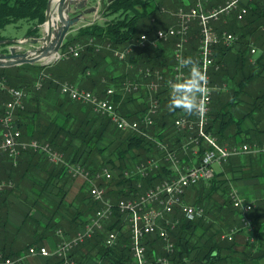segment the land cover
Wrapping results in <instances>:
<instances>
[{"label": "trees", "instance_id": "trees-1", "mask_svg": "<svg viewBox=\"0 0 264 264\" xmlns=\"http://www.w3.org/2000/svg\"><path fill=\"white\" fill-rule=\"evenodd\" d=\"M151 1L153 2V0H109L105 10L108 14H115L113 17L102 23L94 22L79 27L77 34L63 44V48L66 49L70 43L75 41L87 43L91 38L94 43L104 45L99 50L95 49L94 44H86L78 56L58 60L52 65L23 63L0 67V77L8 84L28 90L24 108L18 111L16 120L22 133L26 134L28 139L48 141L64 154L68 162L79 163L90 171L109 166L112 171L111 178H104L98 182L105 187L106 195L114 202L122 197L135 196L141 189L174 176L168 162L163 158L164 152L157 147L156 141L176 151L186 165L200 161L204 151L211 146L202 140L197 153L193 154L189 151L186 153L182 145L189 133L174 126V119L177 116L193 117V115H188L181 109L170 111L169 90H160L158 95L161 108L154 118V124L147 129L151 135L149 138L137 132L117 129L107 116L95 113L90 105L74 101L66 95L61 94L52 100H46L45 95L34 88V82L42 73H47L49 77L44 79L41 87L44 90L51 87L54 79H68L101 97L106 96L107 88L113 87L115 91L111 99L119 103L121 113L128 118L139 119L147 108V95L143 91L145 98L139 99L134 93H125L122 85L126 80L141 79L139 69L145 66L167 71L170 62L166 60L171 59L172 62L174 39H170L171 42H162L156 48L149 44L139 46L125 60L116 58L105 44L110 43L112 48H122L141 33L153 35L156 28L144 24V21L142 23V19L149 13L147 3ZM46 3L47 0H0V39L10 38L3 33L6 26L13 24L20 27L21 22L27 24L25 35L38 36L39 24L45 18ZM213 26L218 31L228 30L234 33L237 35V41L230 46L221 42L214 46V59L219 67L212 69L211 83H214L217 89L212 94L206 131L222 145L262 144L264 143V0L250 1L248 11L241 19H237L235 13L222 14L218 21L213 22ZM198 40L199 29L197 24L193 23L189 32L187 54L194 60L197 59ZM250 42L257 47V52L253 55L250 52ZM109 57L113 59L112 65L109 62L107 65ZM251 57H254L253 62L250 61ZM8 98V93L0 89V116ZM138 100L139 104L136 103ZM24 152L45 157L38 151H22ZM2 155L10 161L11 166L17 165V162L13 165L8 155ZM150 157L160 161L157 168L147 177L124 175L125 170ZM47 163H49L47 182L55 176L60 182L59 186L63 187L74 180L63 165L52 164L48 160ZM114 169L117 170V174L113 175ZM225 174L232 176L227 178L230 182L237 178L252 177H259L264 182V152L231 156L223 163L215 165L213 177L203 179L189 187L195 190V194L190 199L192 204L203 207V204L213 199L210 205L213 210L220 213L219 220L208 222L203 216L188 219L180 210H176L179 222L170 234L173 242V250L169 255L171 264H259L258 261L264 258L262 242L264 194L255 199L257 205L249 214L254 224L253 241L246 238L247 233L242 229L236 231L231 240L219 236L223 230L227 234L234 226L240 225V212L233 207L230 197L225 195L229 186L223 185V179L219 180L215 177L216 175L217 178L225 177ZM138 182L141 183V187L137 186ZM216 190L219 192V198L213 197ZM99 206L100 203L90 197L86 184L83 183L74 200L67 201L63 191L57 206L52 207L47 204L48 221L41 228L55 235H58L57 230L61 229L63 236L68 238L89 221ZM58 210L68 219H64ZM65 220L67 222L63 223ZM3 224L5 223L0 218V232L4 228ZM26 224L39 225L40 222L33 216L25 214L24 225ZM64 224H67V228ZM198 227L207 233L204 243L200 245L197 244L198 236L195 232ZM18 231L19 229L16 232ZM110 231L117 233V239L114 245L108 246L105 238ZM15 235L16 233L13 237ZM37 239L22 243L15 251L0 247V253L4 256H19L20 252L28 250L30 245L39 244ZM129 242L128 223L123 220L122 213L114 208L112 215L104 220L102 228L85 238L70 255L77 264H96L97 261L101 264H132ZM196 248L198 251L192 255V251ZM156 253L165 254L163 242L157 236H150L146 240V255L150 264H159L156 262ZM59 262L60 258L51 256L44 264H59Z\"/></svg>", "mask_w": 264, "mask_h": 264}, {"label": "built area", "instance_id": "built-area-1", "mask_svg": "<svg viewBox=\"0 0 264 264\" xmlns=\"http://www.w3.org/2000/svg\"><path fill=\"white\" fill-rule=\"evenodd\" d=\"M251 0H225L223 4H218L212 8L203 9L200 5L189 8L180 7L174 13L176 23L165 28L155 30L153 36L141 33L139 37L132 39L130 43L122 48H112L110 43L105 47L111 49L113 55L125 60L133 54L135 45L145 46L147 44L158 47L162 42L174 39L172 45V62L169 71L163 69L145 66L139 69L141 80H126L122 89L125 93H137L144 88L148 93L149 103L140 119L127 118L119 110L118 104L115 103L111 96L114 94V88L106 89V96L101 97L91 90L78 87L70 82H62L59 85L60 93L70 99L90 105L92 110L99 114L107 116L117 129L123 131H133L150 138L147 131L154 124L155 115L159 109L160 98L159 91L169 89L168 81L174 80L183 71L187 75V69L179 68L178 59L181 55L189 57L187 54V43L189 41V32L193 23H196L199 29V43L197 46L196 61L204 70L208 77V87L210 91L205 104V109L201 115H179L174 119V126L178 130H187L188 135L182 147L187 153H197L200 142L203 140L211 148L206 149L198 163L190 165L184 164L183 159L178 156L174 150L168 149L167 145L156 141L157 147L164 152V159L168 162L169 168L172 169L174 176L165 178L152 186L141 189L139 193L132 197H122L117 201H112L106 195V189L99 184L101 179H109L112 171L109 166H104L99 170L90 171L79 163H70L65 159L64 154L55 149L48 141L31 138L22 139L20 129L16 124V111L22 110L25 105V99L28 96V90L10 86L2 77H0V89L6 91L9 98L4 103L3 114L0 116V154L8 155L13 165L17 162V157L22 151L33 150L41 152L47 160L53 164H61L65 167L74 179H80L86 184L90 197L100 203L89 221L74 235L66 238L63 236L61 229L57 234L61 239L55 243L52 249L44 245H31L27 253L38 254L49 258L56 256L60 258L59 264H77L76 260L70 255L72 250L90 237L96 230L101 229L104 220L108 219L113 209L116 208L123 215V220L127 221L130 231V250L132 253V264H150L146 255V240L150 236H157L163 242L165 254H155L156 262L159 264H171L170 251L173 250V242L170 238V232L178 223V218L173 216L175 208L188 219L200 217L204 213L202 206L186 204L182 197L185 189L203 179L210 178L214 175L216 164L223 163L229 157L239 154H255L264 152V143H242L239 145L219 144L217 139L206 131L208 115L211 109L212 93L217 87L211 83V71L219 67L214 59V46L217 43H223L230 46L237 41V36L228 31H218L214 28L213 22L220 18L221 14L235 12L237 19H241L248 10V3ZM97 11L95 12V14ZM94 18L93 21L100 18ZM92 23V22H91ZM90 23V24H91ZM87 44H94L95 49L99 50L104 47L103 44L94 43L89 39ZM86 44L75 41L67 45L64 56H78L81 49ZM256 47L250 43V52L253 54ZM60 56V54H58ZM252 60V59H250ZM40 87L37 81L34 88ZM159 159L150 157L145 161L137 163L129 170L124 171V175H140L147 177L159 164ZM5 181H0V193L5 187ZM141 187V183H137ZM230 200L233 207L240 212V225L234 226L223 238L231 240L236 231L242 229L246 231V238L249 241L254 240V224L250 217V212L256 207L255 200H247L241 197L235 190L230 193ZM117 239V233L110 231L105 243L108 246L114 245ZM23 254L11 257L4 256L0 253V264H21ZM96 264H101L97 261Z\"/></svg>", "mask_w": 264, "mask_h": 264}, {"label": "crops", "instance_id": "crops-1", "mask_svg": "<svg viewBox=\"0 0 264 264\" xmlns=\"http://www.w3.org/2000/svg\"><path fill=\"white\" fill-rule=\"evenodd\" d=\"M74 1L75 3L72 4L71 11H75L77 8L82 7L77 1H80L81 3L85 2V4H87L86 0ZM181 3L186 9L195 5H200L203 9L211 7V2L208 0H182ZM94 8L95 7L92 6L87 11H84L81 16V21L88 20L89 18L92 19L96 10ZM94 22L95 21H93V23ZM175 23L176 17H171L169 25H174ZM19 24V28H16L17 26L13 24L6 26L3 33L10 38L23 37L25 35L27 24L25 22ZM167 26L168 25H166V27ZM8 33H11V35ZM169 68L167 72L169 71ZM42 76H44V74H42ZM60 95L61 93L58 91L56 94H49L47 98L52 100L53 97L56 98ZM17 117L18 116H16V120ZM20 131L23 136H21L22 139L28 140L29 137L22 133V130ZM48 167L49 163H47L46 157L43 158L30 152H21L17 157V165L15 167L11 166L10 161L4 155L0 154V181L2 180L6 183L0 196V218L1 221L5 223L3 224L4 228L1 229L0 232V247H3L5 250H18L22 243L37 238L39 244L36 243V245H44L49 249H52L55 243L61 239H59L58 235L41 228L48 221L46 216L47 204H50L52 207L57 206L61 201L63 191H65V199L67 201L74 200L79 193L80 186L83 182L80 179H74L63 185V187H60V182H58V178L55 176L51 177L47 182L46 180L49 177ZM225 177L231 178L232 176L230 174H225ZM262 181L263 180L259 177H252L237 178L231 182L234 188L241 194L252 199H257L264 194V186H259ZM58 213L62 215V217L64 216V219H68V217L65 214H62L60 210H58ZM25 214L33 216L40 222V224L24 225ZM66 222L67 220L63 221V223ZM64 226L67 228V224H64ZM17 229H19L18 232H16ZM71 231L73 234L74 230L72 229ZM14 233H16L15 237H13ZM262 242L264 243V239ZM21 254H23L21 264H44L50 258L38 254H29L27 253V250H22L20 252V255ZM258 262L259 264H264V258Z\"/></svg>", "mask_w": 264, "mask_h": 264}, {"label": "rangeland", "instance_id": "rangeland-1", "mask_svg": "<svg viewBox=\"0 0 264 264\" xmlns=\"http://www.w3.org/2000/svg\"><path fill=\"white\" fill-rule=\"evenodd\" d=\"M180 0H153V2L151 1V2H149V3H147V7H148V10H149V13H148V15L146 16V18H144V19H142V23H143V21H144V24H146V25H151V26H153L154 27V29L156 28V29H158V28H163V27H166V25H168L169 26V24H170V19H171V17H176L175 15H174V13L177 11V9L178 8H180V7H183V8H185L184 7V5L182 4V3H180L179 2ZM208 1H210L211 2V5H214V4H216V3H220V1L221 0H208ZM224 1L225 0H223L222 1V3H220V4H223L224 3ZM252 1V0H251ZM96 2V3H95ZM107 2H109V0H86V3L87 4H85V2L84 3H81L80 1H77V3L78 4H80V5H82V7H80V8H77V10H75V11H71L72 10V7H71V9H70V11L68 12V14H69V16L70 17H73V16H75V15H78L79 13H82L83 14V12L84 11H87L90 7H92V6H94L95 8L94 9H96L95 10V12L97 11V13L96 14H94L93 15V18L91 19V18H89L88 20H82L81 21V18H80V20L76 23V24H74L73 26H71L70 27V29H69V31H68V33L66 34V36L64 37V41H63V44L65 43V42H67V41H70L71 40V38H73L76 34H77V32H78V28L79 27H81V26H84V25H87V24H90L91 22L93 23V19L94 18H97V17H99V15H101L100 16V18L99 19H97V20H95V22L96 21H100V23H102L104 20H107V19H110L111 17H113V15H115V14H108L107 13V10H105V8H106V5H107ZM214 7V6H213ZM210 8H212V7H210ZM248 8H249V3H248ZM93 9V10H94ZM98 9V10H97ZM151 9V10H150ZM248 11V10H247ZM231 13H235V12H231ZM247 13V12H246ZM224 14V13H223ZM230 14V13H229ZM92 15V14H91ZM222 15V14H221ZM220 15V16H221ZM219 20V19H218ZM217 20V21H218ZM16 28H19V27H16ZM8 34H10L11 35V33H8ZM154 34V33H153ZM151 36H153V35H151ZM237 36V35H236ZM77 42V41H76ZM81 43H84V42H82V41H80ZM167 42H170V41H167ZM198 43H199V40H198ZM250 43H253V42H250ZM63 44L61 45V47H60V49L58 50V52L53 56V55H50V56H48V62L47 63H44V61L45 60H42V61H38V62H35V63H38V64H41V65H52V64H54V63H56L58 60H61V59H68L70 56H64L63 55V52L65 51V49L63 48ZM84 44H87V43H84ZM36 45V44H35ZM139 46H141V45H135L134 47H133V51L134 50H136L137 48H139ZM189 45H188V43H187V45H186V47H188ZM197 46H198V44H197ZM7 47H8V45H5L4 47H2V46H0V52H6L7 51ZM26 47H29L28 45L26 46ZM6 49V50H5ZM83 49V48H82ZM81 49V50H82ZM257 52V47H256V51L254 52V53H256ZM253 53V54H254ZM58 54H60V56H58ZM252 54V55H253ZM53 56V57H52ZM137 57V56H136ZM250 59H252V60H250L251 62H253L254 61V57H251ZM166 61H168V62H170V59H168V60H166ZM108 62L112 65V62H113V59H111V57H109V59H108V61H107V65H108ZM167 72V71H166ZM42 74H44V76H42ZM41 74V76H39L38 78H37V80L34 82V85H35V83L38 81L39 83H40V87L39 88H37V90L39 91V93H42V94H44L45 96H44V98L47 100L48 98V96H49V94H56L58 91H60L59 90V85H60V83H62V82H70V83H72V84H74V85H76V86H78L76 83H73L72 81H69L68 79H54V81H53V84L51 85V87H47V88H45V90H44V88H41V87H43L42 85H43V81H44V79L45 78H48L49 77V74H47L46 73V75H45V73H42ZM132 80H134V79H132ZM139 80H141V79H139ZM213 85H215L214 83H212ZM10 86H12V87H16V86H14V85H11V84H9ZM216 86V85H215ZM79 87V86H78ZM217 87V86H216ZM82 88V87H81ZM89 90V89H88ZM146 93V95H147V106H148V103H149V99H148V93H147V91H145V89L144 88H142V89H140V91H138L137 93H134V95H136V96H138L139 97V99H144L145 97H144V92ZM45 92V93H44ZM213 94V93H212ZM54 98V97H53ZM136 103H140L139 102V100H138V102H136ZM119 105V104H118ZM160 108H161V102H160V105H159V109H158V111H157V113H156V115L157 114H159V112H160ZM120 110V109H119ZM19 111V110H18ZM18 111H16V116H17V113H18ZM121 112V111H120ZM124 115V114H123ZM142 115H143V113L141 114V117H142ZM155 115V116H156ZM125 117H126V115H124ZM140 117V118H141ZM128 118V117H127ZM139 118V119H140ZM179 156V155H178ZM165 160V159H164ZM158 161H160V160H158ZM53 164V163H52ZM114 174H117V170H115L114 169V172H113V175ZM213 177V176H212ZM216 177V179H219V180H222V181H224V183H223V185H225V186H229L228 187V189H227V191H226V193H225V195H228V197H230V193H231V191L232 190H235L241 197H244L245 199H247V200H255V199H252V198H250V197H248V196H246V195H243V194H241L240 192H238L235 188H234V186L232 185V182H230L229 180H227V178L226 177H224V176H221V177H219V178H217V175L215 176ZM211 178V177H210ZM210 178H207V179H210ZM207 179H205V180H207ZM196 184V183H195ZM193 185V184H192ZM264 185V182H260V184H259V186H263ZM191 186V185H190ZM190 186H188L186 189H185V192H184V195H183V197H182V200H183V202L184 203H186V204H192L191 203V201H190V199L193 197V195L195 194V190H193L192 188L193 187H191V188H189ZM86 188H87V186H86ZM201 193H202V191H200ZM199 192V193H200ZM205 191H203V193H204ZM219 192L216 190L215 191V193H213V197H215V198H219ZM201 195V194H200ZM204 197H205V195H204ZM110 198V197H109ZM258 198H260V196L258 197ZM203 199H205V198H203ZM211 201H213V199H210L209 200V202L208 203H206V204H203V209H204V213H203V218H205V220H207L208 222H217V219L219 220V214H218V212H216L215 210H213L212 208H211V205H210V202ZM255 203H256V200H255ZM257 205V204H256ZM176 210H178L177 208H175V210H174V212H173V216L174 217H176V218H178L179 219V217L177 216V214H176ZM178 222H179V220H178ZM178 224V223H177ZM176 224V225H177ZM176 225H175V227H176ZM174 227V228H175ZM174 230V229H173ZM172 230V231H173ZM171 231V232H172ZM171 232H170V234H171ZM196 235L198 236V239H197V244L198 245H200V244H202V243H204V241H205V239H206V237H207V233L205 232H203V229L201 228V227H198V228H196ZM226 232H225V230H223L221 233H220V235L219 236H221V235H224ZM31 246V245H30ZM40 246V245H39ZM198 251V249L196 248V249H194L193 251H192V255H194L196 252Z\"/></svg>", "mask_w": 264, "mask_h": 264}, {"label": "water", "instance_id": "water-1", "mask_svg": "<svg viewBox=\"0 0 264 264\" xmlns=\"http://www.w3.org/2000/svg\"><path fill=\"white\" fill-rule=\"evenodd\" d=\"M73 3L74 0H47L45 18L39 24L40 35L0 39V46L8 45L6 52H0V67L42 60L47 63L48 55L54 56L58 52L70 27L82 16V13L69 16L68 12Z\"/></svg>", "mask_w": 264, "mask_h": 264}, {"label": "clouds", "instance_id": "clouds-1", "mask_svg": "<svg viewBox=\"0 0 264 264\" xmlns=\"http://www.w3.org/2000/svg\"><path fill=\"white\" fill-rule=\"evenodd\" d=\"M179 68L187 69V75L181 74L174 80L168 81L169 110L181 109L188 115H201L210 94L208 77L204 70L193 57L178 59Z\"/></svg>", "mask_w": 264, "mask_h": 264}, {"label": "bare ground", "instance_id": "bare-ground-1", "mask_svg": "<svg viewBox=\"0 0 264 264\" xmlns=\"http://www.w3.org/2000/svg\"><path fill=\"white\" fill-rule=\"evenodd\" d=\"M54 1H57V0H54ZM49 56V55H48Z\"/></svg>", "mask_w": 264, "mask_h": 264}]
</instances>
